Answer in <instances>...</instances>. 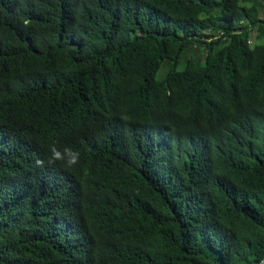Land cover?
I'll return each mask as SVG.
<instances>
[{
  "label": "trees",
  "instance_id": "1",
  "mask_svg": "<svg viewBox=\"0 0 264 264\" xmlns=\"http://www.w3.org/2000/svg\"><path fill=\"white\" fill-rule=\"evenodd\" d=\"M263 11L0 0V264H258Z\"/></svg>",
  "mask_w": 264,
  "mask_h": 264
},
{
  "label": "clouds",
  "instance_id": "2",
  "mask_svg": "<svg viewBox=\"0 0 264 264\" xmlns=\"http://www.w3.org/2000/svg\"><path fill=\"white\" fill-rule=\"evenodd\" d=\"M79 151L70 147H64L60 149L56 143H50L47 148V155L44 159L37 158L35 160V166L43 168L45 164L48 166H54L57 163L61 164L66 169H71L79 163Z\"/></svg>",
  "mask_w": 264,
  "mask_h": 264
},
{
  "label": "rangeland",
  "instance_id": "3",
  "mask_svg": "<svg viewBox=\"0 0 264 264\" xmlns=\"http://www.w3.org/2000/svg\"><path fill=\"white\" fill-rule=\"evenodd\" d=\"M263 13H264V11H263ZM253 36H254V33H253V31H251V33H250V44L252 43V41H253ZM191 51H193V48L192 49H187L185 52H184V54H183V57H185V56H188L189 55V53L191 52ZM195 51H201V49L199 48V49H197V50H195ZM182 61L183 60H181V62H179L178 64V66L177 67H181L182 66ZM164 71H165V67L163 66V65H161L160 67H159V69L157 70V72H156V74H155V78L156 79H159V78H161L162 76H163V74H164Z\"/></svg>",
  "mask_w": 264,
  "mask_h": 264
},
{
  "label": "water",
  "instance_id": "4",
  "mask_svg": "<svg viewBox=\"0 0 264 264\" xmlns=\"http://www.w3.org/2000/svg\"><path fill=\"white\" fill-rule=\"evenodd\" d=\"M258 264H264V255H263V257L260 259V261L258 262Z\"/></svg>",
  "mask_w": 264,
  "mask_h": 264
}]
</instances>
